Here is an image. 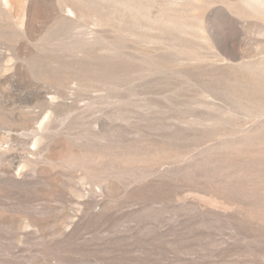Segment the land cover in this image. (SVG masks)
<instances>
[{"label":"rangeland","instance_id":"374dc122","mask_svg":"<svg viewBox=\"0 0 264 264\" xmlns=\"http://www.w3.org/2000/svg\"><path fill=\"white\" fill-rule=\"evenodd\" d=\"M0 264H264V0H0Z\"/></svg>","mask_w":264,"mask_h":264}]
</instances>
